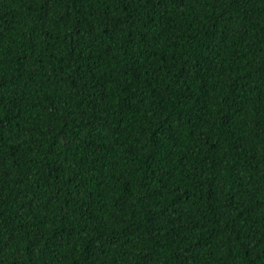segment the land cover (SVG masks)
<instances>
[{
  "label": "trees",
  "instance_id": "trees-1",
  "mask_svg": "<svg viewBox=\"0 0 264 264\" xmlns=\"http://www.w3.org/2000/svg\"><path fill=\"white\" fill-rule=\"evenodd\" d=\"M0 264H264V0H0Z\"/></svg>",
  "mask_w": 264,
  "mask_h": 264
}]
</instances>
